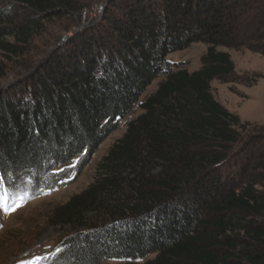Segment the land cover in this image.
Returning <instances> with one entry per match:
<instances>
[{
    "label": "trees",
    "instance_id": "trees-1",
    "mask_svg": "<svg viewBox=\"0 0 264 264\" xmlns=\"http://www.w3.org/2000/svg\"><path fill=\"white\" fill-rule=\"evenodd\" d=\"M11 1L33 14L13 31L23 42L36 15L78 10L75 0ZM105 13L90 33L57 47L27 84L0 94V158L20 171L28 195L62 185L72 158L89 155L141 109L94 181L53 210L50 223L73 232L52 261L264 264V133L210 88L234 71L219 46L264 55V0H107ZM194 41L207 46L201 67L167 60Z\"/></svg>",
    "mask_w": 264,
    "mask_h": 264
},
{
    "label": "rangeland",
    "instance_id": "rangeland-1",
    "mask_svg": "<svg viewBox=\"0 0 264 264\" xmlns=\"http://www.w3.org/2000/svg\"><path fill=\"white\" fill-rule=\"evenodd\" d=\"M75 2V8H78L76 11H64L48 17L36 15L34 19L38 22L33 29V35L23 42L14 37L13 31L16 25L23 24L33 17V14L29 9L11 0H0V12L8 16L7 22L0 23V94L8 96V89L12 86L20 88V85L27 84L30 74L57 47L77 34L90 33L89 31L99 26L107 15V0ZM8 45L13 47L12 53L5 49ZM206 49L205 43L194 41L185 49L169 53L167 60L193 71L201 67L200 59ZM218 49L229 52L234 62V71L228 79L215 78L211 81L210 88L214 98L229 111L252 118L248 121L259 126L264 133V55L243 46H219ZM162 78L163 75L157 77L146 87L139 102L156 89ZM14 91L19 92L17 89ZM140 112L141 109L136 104L95 150L89 155L72 158L69 168L65 171L66 177L58 176L61 177L62 185H53L43 192L28 195L23 190V176L19 175L20 171L12 169L3 158L4 155L1 156L0 159L8 165L2 168L3 165L0 164V175L5 177L8 187L0 186V197H4L11 205L17 197L23 196L25 203L11 214L0 211V264H18L22 260L27 264H55L52 260L53 256L58 254L56 250H61V241L73 231L68 227L50 223L53 210L94 181L99 163L113 142L124 133L127 120L136 117ZM241 116L239 115L240 119L246 121ZM261 143H264V139ZM50 157L49 152L46 158L48 162ZM43 168L39 169L41 174L44 173ZM58 168H61L60 165L54 166L55 170ZM159 169V166H156L152 173L158 172ZM50 179L51 176L44 177L45 181ZM124 262L125 260L121 259H108L98 264Z\"/></svg>",
    "mask_w": 264,
    "mask_h": 264
},
{
    "label": "snow or ice",
    "instance_id": "snow-or-ice-1",
    "mask_svg": "<svg viewBox=\"0 0 264 264\" xmlns=\"http://www.w3.org/2000/svg\"><path fill=\"white\" fill-rule=\"evenodd\" d=\"M0 186L7 188L8 185L5 181V177L0 175ZM25 203L23 196L17 197L16 200L13 201L11 205H9L4 197H0V211H3L6 214H11L12 212L16 211L18 208L22 207ZM57 252L60 249L56 250ZM18 264H27L26 261H19Z\"/></svg>",
    "mask_w": 264,
    "mask_h": 264
},
{
    "label": "crops",
    "instance_id": "crops-1",
    "mask_svg": "<svg viewBox=\"0 0 264 264\" xmlns=\"http://www.w3.org/2000/svg\"><path fill=\"white\" fill-rule=\"evenodd\" d=\"M240 116L242 115V114H239ZM244 120H246V121H248L249 119H252V118H247V117H244V116H241Z\"/></svg>",
    "mask_w": 264,
    "mask_h": 264
}]
</instances>
